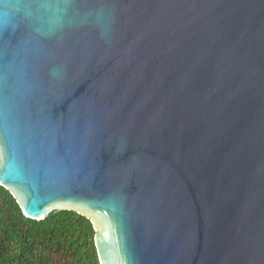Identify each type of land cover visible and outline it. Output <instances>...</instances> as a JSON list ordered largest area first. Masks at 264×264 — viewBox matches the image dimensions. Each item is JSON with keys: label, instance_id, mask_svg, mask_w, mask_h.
Returning a JSON list of instances; mask_svg holds the SVG:
<instances>
[{"label": "water", "instance_id": "obj_1", "mask_svg": "<svg viewBox=\"0 0 264 264\" xmlns=\"http://www.w3.org/2000/svg\"><path fill=\"white\" fill-rule=\"evenodd\" d=\"M0 185L101 264H264V0H0Z\"/></svg>", "mask_w": 264, "mask_h": 264}, {"label": "trees", "instance_id": "obj_2", "mask_svg": "<svg viewBox=\"0 0 264 264\" xmlns=\"http://www.w3.org/2000/svg\"><path fill=\"white\" fill-rule=\"evenodd\" d=\"M96 234L92 220L74 210L27 218L0 185V264H101Z\"/></svg>", "mask_w": 264, "mask_h": 264}]
</instances>
